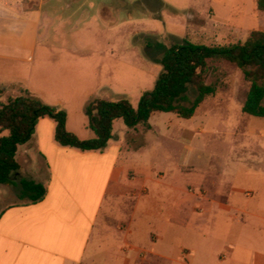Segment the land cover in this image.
Listing matches in <instances>:
<instances>
[{"label": "crops", "instance_id": "obj_1", "mask_svg": "<svg viewBox=\"0 0 264 264\" xmlns=\"http://www.w3.org/2000/svg\"><path fill=\"white\" fill-rule=\"evenodd\" d=\"M250 1L260 19L264 13L257 0ZM222 2L234 7L240 0ZM84 5L83 0H0V59L31 77L38 68L33 63L38 41L57 14L78 15L85 12ZM233 20L226 29L248 25L238 20L235 26ZM21 83L1 81L5 89L21 87L37 98ZM13 92L15 99L19 95ZM48 105L68 113L61 100ZM158 113L149 128L140 124L124 130L125 138L115 133L116 120L107 148L89 152L61 146L56 122L40 119L31 141L18 149L20 171L12 184L1 185L16 187L27 202H1L0 264H264V188L229 190L220 178L182 164L168 178L161 172L158 147L142 140L150 133L161 136V117L153 122ZM206 120L197 113L181 127L183 162L211 164L212 157L202 156L195 146L206 132L199 123ZM67 129L77 135L68 121ZM186 172L194 174L192 185L184 183ZM23 181L43 184L45 198L29 204L21 192Z\"/></svg>", "mask_w": 264, "mask_h": 264}, {"label": "rangeland", "instance_id": "obj_2", "mask_svg": "<svg viewBox=\"0 0 264 264\" xmlns=\"http://www.w3.org/2000/svg\"><path fill=\"white\" fill-rule=\"evenodd\" d=\"M83 1L84 13L57 14L47 35L40 38L33 62L38 68L31 77L24 70L11 69L10 63L14 62L0 59V102L11 101L16 96L13 90L19 96L25 93L21 87L5 89L2 80L22 82L20 86L48 104L61 100L67 108L68 127L81 140L95 136L88 128L85 114L90 101L128 99L138 108L142 95L154 88L162 72L158 61L164 49L183 41L205 46L245 43L254 29L264 31V15L260 19L253 15L250 0H240L234 7L223 4V0ZM240 12L254 18L242 19ZM190 16L195 19L191 21ZM233 18V25L238 20L243 24L246 20L248 25L226 29ZM207 83L215 84L217 93L198 110V119H207L204 124L199 123L206 132L199 136L195 146L202 156L212 157L211 164L182 161L180 129L191 124V119L159 112L153 122L156 125L161 117V136L150 133L142 137L143 142L158 147L161 172L168 174V178L174 177L182 164L186 170L193 168L195 173L220 178L218 182L229 190L263 189L264 118L242 111L250 83L237 66L227 62L211 64ZM128 129L123 120L117 121V135L125 138L124 130ZM219 171L220 174L216 173ZM193 182L194 174L184 173V183ZM1 202L8 206L27 201L20 198L16 187L6 189L0 185V209Z\"/></svg>", "mask_w": 264, "mask_h": 264}, {"label": "trees", "instance_id": "obj_3", "mask_svg": "<svg viewBox=\"0 0 264 264\" xmlns=\"http://www.w3.org/2000/svg\"><path fill=\"white\" fill-rule=\"evenodd\" d=\"M257 9L264 13V0H257ZM220 62L237 66L250 83L243 113L264 118V32L259 30L253 31L245 43L205 46L183 41L164 49L158 61L162 72L154 88L144 92L137 109L128 99H95L86 105L88 128L95 135L90 140H81L68 131L65 111L43 103L28 91L7 104L0 103V185L12 184L13 175L20 171L18 149L31 141L40 119L56 122V141L61 146L84 152L101 151L113 138L116 120L136 129L140 124L149 128L152 115L158 112L187 120L195 117L206 100L217 93L216 85L208 84L207 79L211 64ZM21 185L29 204H37L47 195L41 183L23 181Z\"/></svg>", "mask_w": 264, "mask_h": 264}]
</instances>
